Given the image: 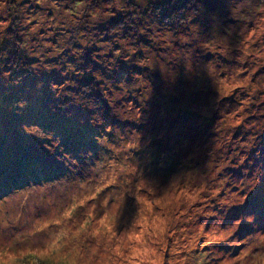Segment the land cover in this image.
<instances>
[{"label": "rangeland", "instance_id": "obj_1", "mask_svg": "<svg viewBox=\"0 0 264 264\" xmlns=\"http://www.w3.org/2000/svg\"><path fill=\"white\" fill-rule=\"evenodd\" d=\"M0 264H264V0H0Z\"/></svg>", "mask_w": 264, "mask_h": 264}, {"label": "trees", "instance_id": "obj_2", "mask_svg": "<svg viewBox=\"0 0 264 264\" xmlns=\"http://www.w3.org/2000/svg\"><path fill=\"white\" fill-rule=\"evenodd\" d=\"M178 13V17L180 18H182V14H181V12H177Z\"/></svg>", "mask_w": 264, "mask_h": 264}]
</instances>
